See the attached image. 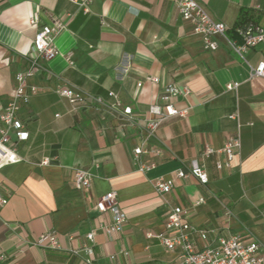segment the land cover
I'll return each instance as SVG.
<instances>
[{
	"label": "crops",
	"instance_id": "crops-1",
	"mask_svg": "<svg viewBox=\"0 0 264 264\" xmlns=\"http://www.w3.org/2000/svg\"><path fill=\"white\" fill-rule=\"evenodd\" d=\"M77 1L89 3L85 8L72 0H0V104L35 56L37 30L30 19L63 27L54 36L59 54L50 61L39 58L42 69L27 79L37 92L19 112L29 132L18 145L22 161L0 169V200L7 201L0 205V264H179L176 252L147 236L165 232L170 206L185 208V221L209 231L212 246L239 236L244 244L259 242L264 254V78L252 75L264 62V45L241 58L230 44L242 11L264 25V0H196L227 27L216 38V50L205 48L172 0ZM233 83L237 90H227ZM168 84L189 90L173 101L188 113L162 123L148 142L161 154L144 158L156 167L143 174L133 150L145 139L149 106L164 105ZM67 88L105 106L90 100L72 105L57 92ZM116 103L133 109L135 124L119 119L110 108ZM234 113L237 120L229 118ZM235 136L240 150L229 168L217 169L226 157H205V148L220 150ZM193 163L206 170V185L176 178ZM78 168L93 174L87 191L75 187ZM157 177L174 180L168 204L151 184ZM111 190L127 218L113 238L100 229L109 214L96 209ZM91 232L93 242L86 238ZM46 233L57 236L61 250L34 245ZM197 244L203 246L199 239Z\"/></svg>",
	"mask_w": 264,
	"mask_h": 264
},
{
	"label": "built area",
	"instance_id": "built-area-1",
	"mask_svg": "<svg viewBox=\"0 0 264 264\" xmlns=\"http://www.w3.org/2000/svg\"><path fill=\"white\" fill-rule=\"evenodd\" d=\"M86 8L89 1L78 2L72 0ZM184 21L189 22L193 31L203 37L205 48L216 50L218 36H224L227 27L225 24L215 21L200 6L196 0H172ZM29 24L37 30L34 42L33 53L30 56L31 66L27 72H19L15 75V89L11 97L4 104H0V169L7 165L17 164L22 161L18 153V145L29 139L27 127L19 115L21 108L28 105L30 97L37 92V88L27 84V79L33 76L36 71L42 69L38 62L39 58L46 61L54 59L59 51L54 44V36L63 28L60 24L55 26H40L35 18H31ZM236 40H231V48L236 55L241 58L245 54L261 45H264V25L257 21L248 20L234 28ZM70 60L71 54H67ZM72 64V63H70ZM253 76L264 78V62L260 63L254 70ZM149 81L157 84L159 79L150 77ZM142 83H139L140 87ZM238 83L228 84L227 90L236 91ZM61 96L68 99L72 105L84 104L88 100L93 101L98 106H105L100 98L85 96L73 89H58ZM162 99L164 105L153 104L149 106L148 117L146 118L143 132L145 139L142 144L133 150V160L137 170L147 174L156 165L146 161L144 158L148 155H160L161 150L158 147H150L148 142L155 137L162 123L171 117L187 116V111H179L174 107L173 101L180 96H187V88H178L173 84L164 87ZM115 97L113 93L109 94ZM119 119L125 124H135V117L131 107H121L116 103L110 107ZM231 120H237V114L229 116ZM241 148L240 136L231 137L220 150L205 148L204 156L209 157L215 154H223L226 162H217L216 167L219 170L229 168L235 154ZM196 179L200 184L206 185L209 182L206 170L197 163H193L189 170H179L176 172V178L186 180L188 178ZM93 174L90 170L78 168L75 170V187L77 190L87 191L91 188ZM151 184L156 193L168 204L166 196L174 187V180L164 177L151 179ZM6 200H0V205H5ZM96 209L101 214H109L108 222L101 225V231L108 237L113 238L121 234L124 230L127 218L122 211L118 194L115 191H108L103 194L96 203ZM187 210L181 206H170L169 214L165 223V232L160 234L149 233L148 238L157 239L163 247L169 252H176L179 258V264H264V254H260L262 245L254 241L250 244H244L239 236H229L219 238L216 246L209 244V231L192 226L185 221ZM95 232L87 234L89 242L95 239ZM199 239L203 246L197 244ZM37 247L42 249L61 250L62 247L53 233L42 234L35 242ZM89 254L92 251L85 249ZM83 250H75L73 253L79 255Z\"/></svg>",
	"mask_w": 264,
	"mask_h": 264
},
{
	"label": "trees",
	"instance_id": "trees-1",
	"mask_svg": "<svg viewBox=\"0 0 264 264\" xmlns=\"http://www.w3.org/2000/svg\"><path fill=\"white\" fill-rule=\"evenodd\" d=\"M248 20L256 21V19L254 18V16L250 12L242 11L241 16H240V21L238 22L237 26L239 24L245 22V21H248Z\"/></svg>",
	"mask_w": 264,
	"mask_h": 264
}]
</instances>
